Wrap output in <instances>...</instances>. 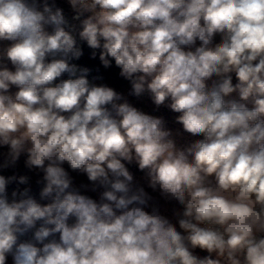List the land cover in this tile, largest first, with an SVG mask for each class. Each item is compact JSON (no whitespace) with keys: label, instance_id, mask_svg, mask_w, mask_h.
I'll use <instances>...</instances> for the list:
<instances>
[{"label":"clouds","instance_id":"9594fccd","mask_svg":"<svg viewBox=\"0 0 264 264\" xmlns=\"http://www.w3.org/2000/svg\"><path fill=\"white\" fill-rule=\"evenodd\" d=\"M0 264H264V0H0Z\"/></svg>","mask_w":264,"mask_h":264}]
</instances>
